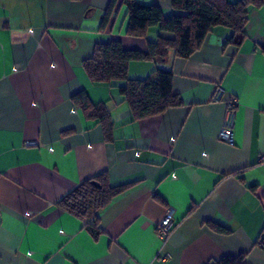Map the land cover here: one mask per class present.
<instances>
[{
  "label": "crops",
  "instance_id": "obj_1",
  "mask_svg": "<svg viewBox=\"0 0 264 264\" xmlns=\"http://www.w3.org/2000/svg\"><path fill=\"white\" fill-rule=\"evenodd\" d=\"M109 1L0 0V264H215L240 255L264 264V0L249 7L239 45L224 44L232 32L215 26L189 58L169 50L131 61V78L170 69L183 101L140 120L116 87L91 82L81 66L97 43L143 51L161 33L127 35L123 0L101 29ZM135 1L177 13L171 0ZM82 89L109 108L111 139L70 102ZM229 98L230 142L218 137ZM101 173L128 186L99 210L95 240L58 201ZM168 208L174 227L160 239L155 226Z\"/></svg>",
  "mask_w": 264,
  "mask_h": 264
},
{
  "label": "trees",
  "instance_id": "obj_2",
  "mask_svg": "<svg viewBox=\"0 0 264 264\" xmlns=\"http://www.w3.org/2000/svg\"><path fill=\"white\" fill-rule=\"evenodd\" d=\"M116 2L117 0L109 1L101 17V29L105 28ZM260 2L261 0H171L177 13L164 16L157 5H142L135 0H123L127 9V35L144 37L151 26H157L161 33L155 40L147 41L143 51L126 49L118 39L97 43L92 54L81 61V66L91 82L116 87L133 120L159 115L169 107L183 104L181 97L173 91L172 71L157 67L155 77L131 78L128 75L129 63L134 60H162L169 50L173 51L174 57L189 58L202 46L215 26L231 30V36L224 44L239 45L245 38L244 26L248 9ZM69 99L86 118L100 124L106 139H111L113 121L105 103L91 102L83 89L72 94ZM127 186L110 185L107 175L101 173L81 181L58 201V205L82 220L88 219L90 222L85 227L96 240L103 232L98 227L99 210ZM209 225L218 231H225L219 225ZM215 264L245 262L243 255H240L225 256Z\"/></svg>",
  "mask_w": 264,
  "mask_h": 264
},
{
  "label": "built area",
  "instance_id": "obj_3",
  "mask_svg": "<svg viewBox=\"0 0 264 264\" xmlns=\"http://www.w3.org/2000/svg\"><path fill=\"white\" fill-rule=\"evenodd\" d=\"M31 33L33 31H30ZM222 94V88L218 87L213 99H218ZM236 100L234 98H229L226 100V109H225V117L222 123V126L218 132L219 139L230 142L232 140V128H233V117L235 111ZM28 145L35 144V142H29ZM174 211L172 208H168L162 219L155 226V233L160 239H165L170 234L174 227L173 222ZM90 221L88 219H83L82 224L85 226ZM258 245L264 247V229L260 233L258 240Z\"/></svg>",
  "mask_w": 264,
  "mask_h": 264
},
{
  "label": "water",
  "instance_id": "obj_4",
  "mask_svg": "<svg viewBox=\"0 0 264 264\" xmlns=\"http://www.w3.org/2000/svg\"><path fill=\"white\" fill-rule=\"evenodd\" d=\"M95 183V182H94ZM95 184H97V183H95Z\"/></svg>",
  "mask_w": 264,
  "mask_h": 264
}]
</instances>
